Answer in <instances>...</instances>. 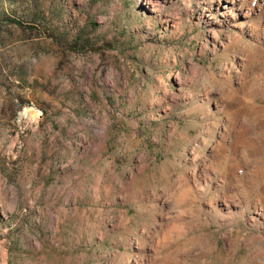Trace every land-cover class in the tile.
<instances>
[{"label": "rangeland", "instance_id": "1", "mask_svg": "<svg viewBox=\"0 0 264 264\" xmlns=\"http://www.w3.org/2000/svg\"><path fill=\"white\" fill-rule=\"evenodd\" d=\"M234 34L213 0H0V264H133L165 199L175 228L200 209L216 249L192 257L193 232L164 247L157 231L159 257L179 248L180 264H264V231L245 218L219 226L204 203L209 182L199 205L174 202L194 140L204 138L197 164L210 162L239 108L249 125L237 141L264 167V122L250 111L264 106L263 58L252 64L263 84L253 101L215 109L234 94L237 76L224 79L244 47ZM263 184L245 188L249 201Z\"/></svg>", "mask_w": 264, "mask_h": 264}, {"label": "bare ground", "instance_id": "2", "mask_svg": "<svg viewBox=\"0 0 264 264\" xmlns=\"http://www.w3.org/2000/svg\"><path fill=\"white\" fill-rule=\"evenodd\" d=\"M213 1L216 9L220 10L222 17L236 23L238 34H234L233 39L244 46L240 54L233 57L234 60H232L229 69L224 71V79H229L231 71L237 76L234 83V94L230 97L219 95L218 100L214 101L216 110L222 108L227 113L230 108L241 105L245 100L253 101L250 96L258 90H263L261 78H259V74L254 75L252 64L262 58V62H264V0ZM243 36L247 40H243ZM250 111L256 115V124L264 122V106L253 104L250 106ZM230 113L223 119L224 122L220 126L217 138L211 145L210 162L203 158L202 160L199 159V164H197L198 157L196 154L204 138H201L200 143L194 140V147L190 149L188 160L192 168L189 173L187 172L188 175H183L179 179L182 187L179 189L174 202L199 205V200L202 199L205 189L209 187L206 183L209 182L214 192L211 197L204 199V203L208 213L213 215L219 226L232 224L233 219L245 218L250 227L258 226L260 230L264 231V184L253 200L249 201L245 195V188L251 191L259 183L264 175V167L254 161L253 158L252 161L249 159L248 156L252 155V151L248 142L241 141L243 138L237 141L238 136L242 135L249 125L247 111L244 108H239ZM262 142L264 144V136H262ZM213 161H217L219 164L217 169L211 166ZM243 169L255 174L245 173L242 171ZM240 174L245 175L247 179L245 188L237 179ZM237 189L238 191L235 192ZM165 204L166 199L160 203L158 210L156 209L160 212L158 216L162 222L156 223L154 221L153 228L150 226L145 228L140 239H135L136 244L141 245L142 253L134 256L133 264H180L182 258L176 259L181 253L179 248L168 250L164 255L158 256V248L151 244L153 235L157 231H163L160 242L164 247L170 241L191 231L194 234L190 239H194L195 244H197V251L192 257L205 258L210 256L216 249V244L210 242L209 235L202 229V224L199 221L202 217L201 210L198 209L199 211L195 212L189 209L186 211L184 221L182 224L180 223L181 227L175 228L176 225L174 224V226L172 224L170 226L169 216L165 217V214L161 213ZM177 217L179 218V216ZM232 232V229H229L222 233L227 253H231L234 245L238 242V239H233ZM253 237L262 238L263 234L256 232L252 235ZM256 253L262 256L264 254L263 248L260 247Z\"/></svg>", "mask_w": 264, "mask_h": 264}]
</instances>
